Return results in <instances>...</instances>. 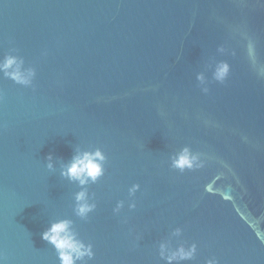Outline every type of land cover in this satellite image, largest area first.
I'll list each match as a JSON object with an SVG mask.
<instances>
[{
	"label": "water",
	"instance_id": "obj_1",
	"mask_svg": "<svg viewBox=\"0 0 264 264\" xmlns=\"http://www.w3.org/2000/svg\"><path fill=\"white\" fill-rule=\"evenodd\" d=\"M5 54L36 74L29 87L0 74L3 264H59L40 234L62 218L88 264H164L161 241L196 245L181 264H264V0H0ZM210 58L228 63L223 83ZM75 145L106 157L85 220L77 186L45 166ZM184 146L202 167H170Z\"/></svg>",
	"mask_w": 264,
	"mask_h": 264
},
{
	"label": "clouds",
	"instance_id": "obj_2",
	"mask_svg": "<svg viewBox=\"0 0 264 264\" xmlns=\"http://www.w3.org/2000/svg\"><path fill=\"white\" fill-rule=\"evenodd\" d=\"M216 51L223 54L226 50L223 46L217 47ZM207 67L211 68L212 80L223 83L229 73V65L226 61L213 63L211 58ZM0 74L10 79L15 84L29 87L32 85L35 77V70L32 67H24V60L18 56L5 54L0 58ZM196 80L201 86V92L207 93V81L203 72L196 74ZM46 168L54 171L59 164V175L70 183H74L79 189L73 194V213L81 220L87 219L89 213L95 208V202H92L88 191V186L95 184L100 177L104 175V163L106 157L100 148L92 150H82L78 145L73 147V155L67 162L53 160L51 154L47 156ZM170 167L183 172L185 169L193 170L202 167L203 161L200 155L192 152L187 147H181L175 150L169 157ZM138 184H132L128 188V194L131 197L139 189ZM123 201H118L113 208V213L118 214L123 207ZM135 203H129L128 208L134 209ZM181 229L176 228L171 236H179ZM41 239L53 247L56 252L59 264H88L93 260L94 252L90 243H85L78 238V234L73 227V221L67 218L51 220L48 226L41 232ZM196 253V245L193 243L185 247L183 243L177 244L175 248L171 247L168 241H161L158 245L159 258L164 264H181L184 261L193 259ZM0 264L3 260L0 259ZM205 264H218L215 258L205 261Z\"/></svg>",
	"mask_w": 264,
	"mask_h": 264
}]
</instances>
